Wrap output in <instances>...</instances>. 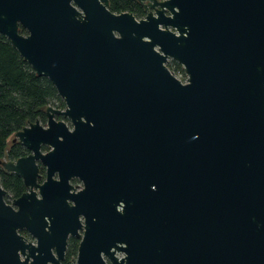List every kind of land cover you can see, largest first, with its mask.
I'll list each match as a JSON object with an SVG mask.
<instances>
[{
  "label": "water",
  "instance_id": "obj_1",
  "mask_svg": "<svg viewBox=\"0 0 264 264\" xmlns=\"http://www.w3.org/2000/svg\"><path fill=\"white\" fill-rule=\"evenodd\" d=\"M135 1L144 19L109 0H0V35L65 104L38 102L0 161L26 187H0V264H58L80 214L76 264H264V0Z\"/></svg>",
  "mask_w": 264,
  "mask_h": 264
},
{
  "label": "trees",
  "instance_id": "obj_2",
  "mask_svg": "<svg viewBox=\"0 0 264 264\" xmlns=\"http://www.w3.org/2000/svg\"><path fill=\"white\" fill-rule=\"evenodd\" d=\"M108 9L114 14L131 13L136 19L145 15L135 0H109ZM21 34H25L22 29ZM167 67L171 73L176 69L183 73L176 62L168 63ZM38 102L64 106L52 83L45 77L37 76L11 43L0 35V161L8 158L6 148L10 137L27 121ZM2 178L0 171V183L6 186ZM8 182L16 193L20 180L12 176Z\"/></svg>",
  "mask_w": 264,
  "mask_h": 264
},
{
  "label": "flooded vegetation",
  "instance_id": "obj_3",
  "mask_svg": "<svg viewBox=\"0 0 264 264\" xmlns=\"http://www.w3.org/2000/svg\"><path fill=\"white\" fill-rule=\"evenodd\" d=\"M143 11H144V9H143ZM151 11L152 10H150V11L148 10L147 12L144 11V13L148 14ZM59 108L65 109V104H64L63 107L59 106ZM54 119L57 120V121L64 122L67 125L69 130L73 129L70 121L67 118H65L63 116L55 115ZM9 143L7 145V148H6V152L7 153L9 152ZM52 150L53 149H52V147L50 145L42 144L40 146L41 155H46L49 152H51ZM2 161L8 162V158H6V159H4ZM34 162H35V165H36L37 170H38L37 175H39V176L36 177V185L41 186V185L44 184V182L47 181V167L44 166V164L42 163L41 159H36ZM0 171L3 174L2 181H4V183H6V186H2V184L0 183V187L2 189H4L9 195H11L15 200L20 199L21 195L23 194V192L26 189V187L23 184L22 179L17 177V176H15L13 173L7 172L1 166H0ZM12 176H14L15 178H18L20 180V184H19L18 189H17L18 191L16 193H14L13 185L8 182V180ZM52 179L53 180H57L58 179L57 173H54V176H52ZM67 185L70 187V189H68V193L69 194H72V193L73 194H77L80 191L82 192L84 190V183H83L82 179H79V177L75 176V175H72V176H70L68 178ZM33 192H35V198L37 200H41L42 199V196H41V194L39 192V188H34ZM117 198H119V196H117ZM3 199H4L6 204L12 206V199L6 193H5L4 197H3ZM65 202H66V205L68 207H74L75 206L74 202L71 199H69V198L65 199ZM120 206H121V204L117 207L118 211L121 208ZM12 207L15 209L14 206H12ZM78 222L80 224V227H79L80 229L78 228L77 231H76V234L78 236L71 235L70 232L68 233V235L66 237V240H65L64 255H63L62 259L58 260V264H76L79 246H80V243H81V241H82V239L84 237V233H85V218H84L83 215L80 214L78 216ZM18 234L21 237H23L25 239V241H27L28 243H32L34 246L37 245V240L35 238H33L25 229L19 230ZM55 248L56 247H52L51 248V253L54 256V258L57 259L56 249ZM112 250H114V249H112ZM124 256L125 255L122 252L115 251V257L116 258L120 259V258H124ZM102 258H103V260H104V262L106 264H110L109 260L106 257H104L102 255ZM49 264H54V263L50 262Z\"/></svg>",
  "mask_w": 264,
  "mask_h": 264
},
{
  "label": "rangeland",
  "instance_id": "obj_4",
  "mask_svg": "<svg viewBox=\"0 0 264 264\" xmlns=\"http://www.w3.org/2000/svg\"><path fill=\"white\" fill-rule=\"evenodd\" d=\"M158 1H164V0H158ZM150 11V10H149ZM146 14L144 15V17H142L141 19H144L146 17ZM137 20H140V19H137ZM181 68V67H180ZM182 70V69H181ZM178 80H180L182 83H185V80H186V76L184 73H182L180 70H175L173 73H172Z\"/></svg>",
  "mask_w": 264,
  "mask_h": 264
},
{
  "label": "built area",
  "instance_id": "obj_5",
  "mask_svg": "<svg viewBox=\"0 0 264 264\" xmlns=\"http://www.w3.org/2000/svg\"><path fill=\"white\" fill-rule=\"evenodd\" d=\"M170 62H172V61H168V63H170ZM168 63H167V64H168ZM166 66H167V65H166ZM167 68H168V67H167ZM185 81H186V80H185Z\"/></svg>",
  "mask_w": 264,
  "mask_h": 264
}]
</instances>
